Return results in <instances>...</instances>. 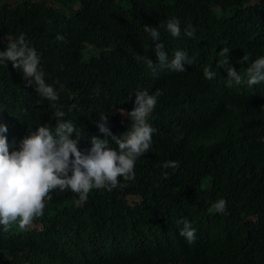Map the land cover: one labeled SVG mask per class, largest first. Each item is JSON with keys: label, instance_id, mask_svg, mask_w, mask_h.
Returning <instances> with one entry per match:
<instances>
[{"label": "trees", "instance_id": "obj_1", "mask_svg": "<svg viewBox=\"0 0 264 264\" xmlns=\"http://www.w3.org/2000/svg\"><path fill=\"white\" fill-rule=\"evenodd\" d=\"M254 12H264V4L0 0V37L24 33L36 49L46 80L59 82L65 118L82 132L79 147H90L92 135L104 138L96 124L100 112L120 136L131 117L119 110L135 107L134 91L160 90L148 117L156 129L153 144L137 159L134 179L111 191L94 188L86 201L70 190H52L43 215L29 226L0 227V264H264L261 103L221 104L217 83L203 77V68L212 69L215 59H240L246 53L251 63L264 55V14L252 25ZM173 16L181 35L172 37L161 27L165 51L172 56L184 49L192 64L185 62L183 72L163 70L154 79L137 59L158 62L156 42L144 24L158 27ZM189 24L196 28L194 37L183 33ZM6 46L7 40H0V50ZM223 47L230 49L221 56ZM25 79L11 61L8 68L0 66V114L8 125L10 151L38 124L55 126L49 101L29 95L21 85ZM169 159L178 161L175 171L163 167ZM220 197L227 201L224 213L212 208ZM185 218L196 229L192 242L179 235Z\"/></svg>", "mask_w": 264, "mask_h": 264}, {"label": "clouds", "instance_id": "obj_2", "mask_svg": "<svg viewBox=\"0 0 264 264\" xmlns=\"http://www.w3.org/2000/svg\"><path fill=\"white\" fill-rule=\"evenodd\" d=\"M257 2L264 4V0ZM263 14L264 12H254L251 24L257 25ZM161 27L172 37L181 35L180 21L175 16L166 22L160 21L158 27L144 24V31L148 33L151 41L156 42L158 62H153L147 56L138 55L137 59L146 64L154 79L163 70L183 72L185 62L192 64L189 53L184 49H175L172 56L168 55L161 39ZM183 33L187 37H194L196 28L189 24L184 27ZM4 39L7 40V46L0 50V66L8 68V61H11L13 68L29 78L22 80V88L29 95L36 93L41 99L46 98L49 101L55 126L38 124L19 141L18 148L10 151L6 135L8 125L3 122V114H0V227L7 230L13 223H17L20 228L29 226L34 217L43 215L46 200L50 199L52 190H70L78 194L80 201H86L89 192L94 188L111 191L122 187L123 181L134 179L137 159L148 152L153 144V133L156 129L148 122V117L157 104L160 90L156 89L152 93L147 90L134 91L135 107L130 112L119 110L131 117L130 127L120 136L110 131L105 124L108 115L100 112L96 124L104 138L92 135L89 138L91 146L81 148L79 141L82 132L73 119L65 118L67 114L64 106L58 103L60 96L56 85L59 82L46 80L45 72L39 66L40 59L36 49L26 40L24 33L15 38L10 33H5L0 37V40ZM57 39L64 40L65 37L57 34ZM229 49L223 47L218 53L221 56L227 55ZM203 77L217 83V96L221 98L218 100L221 104L233 99L249 103L258 100L255 102L261 103L257 116L261 121L262 138L259 142L264 143V55H259L251 63H248L246 53L240 59H215L212 69L208 66L203 68ZM99 94L100 90L97 88L95 95ZM131 96L132 93H129V99ZM178 106H181L180 102ZM109 138L117 147L110 146ZM178 166L176 160L163 162L164 168H171L173 171ZM226 207L227 201L223 197L212 204V208L218 213H224ZM182 223L179 235L192 242L196 229L186 218Z\"/></svg>", "mask_w": 264, "mask_h": 264}]
</instances>
